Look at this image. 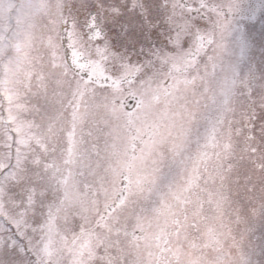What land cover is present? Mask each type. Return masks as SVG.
Here are the masks:
<instances>
[{
	"label": "snow or ice",
	"instance_id": "6c2138e0",
	"mask_svg": "<svg viewBox=\"0 0 264 264\" xmlns=\"http://www.w3.org/2000/svg\"><path fill=\"white\" fill-rule=\"evenodd\" d=\"M242 7L0 0V264H247L264 71Z\"/></svg>",
	"mask_w": 264,
	"mask_h": 264
},
{
	"label": "rangeland",
	"instance_id": "374dc122",
	"mask_svg": "<svg viewBox=\"0 0 264 264\" xmlns=\"http://www.w3.org/2000/svg\"><path fill=\"white\" fill-rule=\"evenodd\" d=\"M244 1L241 0L243 7L241 14L237 17L236 27L241 33L246 34L251 41L249 62L254 64L258 71H264V15H260L259 11L256 13L255 19H251L252 12L250 10L253 6L245 7ZM261 220H264V217L258 215L250 219L247 225V233L250 237L245 239L243 246L247 264H264V222H262L261 227Z\"/></svg>",
	"mask_w": 264,
	"mask_h": 264
},
{
	"label": "trees",
	"instance_id": "16d2710c",
	"mask_svg": "<svg viewBox=\"0 0 264 264\" xmlns=\"http://www.w3.org/2000/svg\"><path fill=\"white\" fill-rule=\"evenodd\" d=\"M248 3H252V5H253V2H252L251 0H249ZM263 6H264V3H263V5H262V3H261V4L256 3L255 6H254V8H256V9H260V8L263 7ZM263 8H264V7H263ZM262 216L264 217V215H262ZM262 222H264V220H261V221H260V226H261V227H262V225H261ZM257 226H259V225H257ZM260 226H259V227H260ZM247 237H250L249 233L246 234V239H247Z\"/></svg>",
	"mask_w": 264,
	"mask_h": 264
}]
</instances>
